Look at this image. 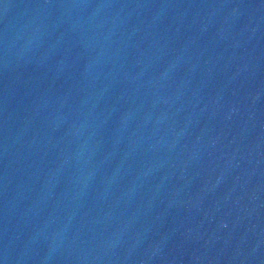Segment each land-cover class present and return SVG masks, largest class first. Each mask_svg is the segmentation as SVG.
Wrapping results in <instances>:
<instances>
[{
	"label": "water",
	"instance_id": "95a60500",
	"mask_svg": "<svg viewBox=\"0 0 264 264\" xmlns=\"http://www.w3.org/2000/svg\"><path fill=\"white\" fill-rule=\"evenodd\" d=\"M0 264H264V0H0Z\"/></svg>",
	"mask_w": 264,
	"mask_h": 264
}]
</instances>
